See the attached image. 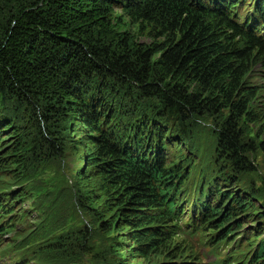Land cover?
<instances>
[{
  "label": "trees",
  "instance_id": "1",
  "mask_svg": "<svg viewBox=\"0 0 264 264\" xmlns=\"http://www.w3.org/2000/svg\"><path fill=\"white\" fill-rule=\"evenodd\" d=\"M0 1L16 4L0 31V236L15 232L10 250L61 246L45 243L53 233L44 225L20 234L5 192L75 137L77 201L127 264H199L183 241L195 234L213 257L230 246L212 264H264V232L244 230L261 214L257 203L226 193L228 175L185 177L183 149L161 123L185 143L196 122L225 115L216 157L255 171L247 156L264 154V72L254 74L264 70V0H247L243 16L237 0ZM8 98L17 113L26 107L36 135L8 119Z\"/></svg>",
  "mask_w": 264,
  "mask_h": 264
},
{
  "label": "rangeland",
  "instance_id": "2",
  "mask_svg": "<svg viewBox=\"0 0 264 264\" xmlns=\"http://www.w3.org/2000/svg\"><path fill=\"white\" fill-rule=\"evenodd\" d=\"M237 1L240 4L237 6L236 13L242 16L245 15V12L249 14L253 7V2H247V0ZM15 8V3L0 1V31L8 15L12 14ZM253 12L252 10L251 13ZM115 13L120 15L119 11H115ZM256 27H260L258 33L262 35L264 26L260 22H257ZM254 71L255 75L261 71L264 72L262 68L255 69ZM18 107L22 108L21 104L14 102L12 98L6 100L4 110L8 113V119L13 120V123L17 125L27 127L28 133L36 135L35 119L27 114L28 110L26 107H23L24 111L17 113L16 109ZM16 115L18 119L14 118ZM219 119H221L220 122H224L225 115L216 119L207 118L196 122L192 127V133L188 136V141L185 143H183V136L180 135L177 128H174V126L172 128L165 120H161V123L166 127V136L168 135L175 143H178V149H183L181 161H183V165L186 167L184 176L189 177L193 172L196 175L200 172L201 176H206L209 179H219L223 175H228L232 180L230 184L223 186V189L227 191L226 193H245L257 203L256 207L261 213L257 219L248 222L249 224L244 230L255 232L254 226H257L261 228V233H263L264 182L261 181L264 178V154L256 151L251 152L247 156L255 168L254 172L236 173L232 169L230 161L225 158L216 157L214 132H216ZM126 122L125 119L122 121V123ZM238 129H240V133L247 142H254L253 131L250 126L238 125ZM3 134H0V140L4 137ZM75 140V137H71L63 145L61 157L44 159L41 165L31 174L29 182L22 185L21 182H10L7 187L10 193L8 191L5 192L11 195L9 203L12 202L10 204L14 211L12 216L16 218L15 227H17L20 234L23 233L24 235L44 225L53 233L45 243L47 242L50 245L51 242L57 240L61 246L51 251L52 246H50V249H43L33 245L27 246V242L23 241L15 244V248L10 250L9 246L15 243L14 238L16 235L15 232L9 234L5 232L0 236V264L128 263V259L124 256V253L109 251L110 239L98 229L97 225L93 223L77 201L73 190V177L76 170L80 167V150H74ZM170 150L167 154H170ZM17 196H20V198L17 199ZM14 198L17 201H14ZM12 220L10 219L9 221ZM237 220L247 222L244 216ZM263 238L264 234L261 235L259 242ZM183 239L184 242L189 243L193 250L198 253L202 261L198 262L199 264H212L215 262V259L218 260L229 255H226V251L230 246H225L223 252L218 253L216 257L211 256L209 254L210 248L204 245L206 238L203 234L184 235ZM259 242L253 243L258 244ZM241 248L244 249L243 247ZM248 248L252 250V246ZM16 260H19V262H16ZM134 264H140V260L136 259Z\"/></svg>",
  "mask_w": 264,
  "mask_h": 264
}]
</instances>
